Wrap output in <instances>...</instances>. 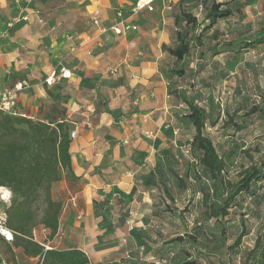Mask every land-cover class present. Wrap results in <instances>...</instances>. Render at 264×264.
Here are the masks:
<instances>
[{
  "label": "crops",
  "instance_id": "1",
  "mask_svg": "<svg viewBox=\"0 0 264 264\" xmlns=\"http://www.w3.org/2000/svg\"><path fill=\"white\" fill-rule=\"evenodd\" d=\"M136 1L0 0V33L6 34L0 40V88L26 81L28 88L18 96L15 112L47 122L39 116L42 108L49 120L64 119L69 134L75 133L70 168L50 190L52 201L61 205L57 233L50 239L49 231L37 226L33 241L48 246L46 251L77 250L88 264L147 263L141 259L138 236H131L132 224H140L138 208H152L147 195L161 187L151 180L152 162L157 161L158 147L173 151L172 115L185 122V111L177 112L182 104L168 96V81L161 75L163 63H173L161 48L174 41L173 17H164L161 0L154 2L152 12L133 14ZM166 1L177 5V0ZM118 12L134 31L113 33ZM66 63L72 65L71 79L47 85L46 78ZM118 68V79L107 78V71ZM135 76L142 80L139 89L120 85ZM58 85H67L75 100H48L60 92ZM162 116L168 122L155 131L153 124L159 126ZM179 131L177 139L182 140ZM0 190V209L5 211L10 192ZM6 244L0 239V262L11 264L9 253L2 250ZM11 252L16 264L39 262L20 248Z\"/></svg>",
  "mask_w": 264,
  "mask_h": 264
},
{
  "label": "rangeland",
  "instance_id": "2",
  "mask_svg": "<svg viewBox=\"0 0 264 264\" xmlns=\"http://www.w3.org/2000/svg\"><path fill=\"white\" fill-rule=\"evenodd\" d=\"M218 2L223 4L222 9L232 11L233 15L218 20L207 30H203L208 24L203 21V9L193 1L187 2L186 8L200 23L197 34L201 45L193 47L187 67L188 79L183 85L186 88L191 82L193 87L187 97L195 98L204 109L205 134L225 163L226 178L234 181L241 167L258 164L264 158V46L253 51H238L237 48L224 47L223 43L239 37L247 38L264 26V0ZM176 7L174 5L171 11L164 12V17L176 14ZM172 64L163 63L161 75L164 78ZM63 65L72 68L71 64ZM118 74L120 68L115 73L107 71V78L116 80ZM125 83L129 84V89H139L142 80L138 81L135 76L131 81H120V85ZM58 88L60 92L56 97L48 100L57 99L64 104L75 100L67 85H58ZM255 107L263 112L251 115L246 120V127L235 131L234 124H240L245 118L243 115ZM181 110L185 114L188 111L185 105L177 112ZM39 116L49 120L42 108ZM172 116L176 130L173 151L161 152L163 148L158 147L157 161L152 162L155 176L151 180L155 179L162 188L158 186L147 195L152 200V208H138L140 224H132L131 236H138L139 244L143 245L141 259H146V264H260L254 244L258 238H264V181L257 185L256 196L241 194L236 198L226 217V240L222 243L219 221L207 220L203 215L198 184L206 181L198 165V155L190 148L194 129L186 118L183 122L176 113ZM228 116L233 123L226 128L224 123ZM161 118L159 126L153 124L155 131L168 122L163 116ZM176 126L182 130V140L177 139L180 131ZM139 135L143 137V134ZM162 180L170 186L165 187ZM241 232L245 236L240 245L232 249ZM2 250L6 253L5 249ZM19 264H36V261Z\"/></svg>",
  "mask_w": 264,
  "mask_h": 264
},
{
  "label": "trees",
  "instance_id": "3",
  "mask_svg": "<svg viewBox=\"0 0 264 264\" xmlns=\"http://www.w3.org/2000/svg\"><path fill=\"white\" fill-rule=\"evenodd\" d=\"M188 1L203 9V21L208 23L203 30L212 28L218 20L229 18L233 13L222 9L223 4L218 0H177L178 12L172 15L174 41L161 46L173 61L166 77L168 96L175 104L187 107L184 118L194 129L190 148L198 155V165L206 181L198 184L203 215L207 220L219 221L224 243L228 211L239 195L256 196L257 185L264 181V158L258 164L241 167L234 181L225 176V163L205 134V111L195 98L187 97L193 87L191 82L186 88L183 85L188 79L187 67L193 47L201 45L197 34L200 23L186 8ZM223 46L238 51L256 50L264 46V26L247 38H235L224 42ZM261 112V108L255 107L245 113L240 124H234L235 131L243 130L246 120ZM232 123L231 116H228L224 125L227 128ZM70 162L69 127L64 119L34 121L0 111V188L10 192V205L4 212L6 227L15 234L5 250L10 255L11 264H16L11 248H20L26 257L39 258L37 264H88L87 258L77 250L44 252L42 246L33 241V230L37 226L47 229L50 239L57 233L61 205L52 201L50 190L52 184L61 179L62 171L70 168ZM262 229L264 231V220ZM244 236L245 233L241 232L231 248H237ZM254 246L258 262L264 264V238H258Z\"/></svg>",
  "mask_w": 264,
  "mask_h": 264
},
{
  "label": "built area",
  "instance_id": "4",
  "mask_svg": "<svg viewBox=\"0 0 264 264\" xmlns=\"http://www.w3.org/2000/svg\"><path fill=\"white\" fill-rule=\"evenodd\" d=\"M156 0H137L132 13L135 14L142 9H146L148 12H152L153 4ZM161 10L171 11V2L166 0H161ZM117 18L119 19L117 24L112 27V31L115 35H121L126 31L135 30L136 27L128 24L125 19H123L122 14L120 12L117 13ZM21 20H26V18H22ZM20 21V19L18 20ZM16 21V22H18ZM94 24H97L96 19L93 20ZM10 26V25H9ZM5 33H0V40L1 38L5 37ZM116 70H110V73H115ZM72 72L70 69L65 68L63 66L59 67L57 73L52 72L48 78H46L45 83L47 85H52L54 82L59 80H69L71 79ZM28 88V84L26 81H18L15 82L10 88H0V111L4 113H8L11 115H20L22 117H27L24 114H17L14 110L15 103L18 100V96L22 93L25 89ZM30 119V118H29ZM75 137V133L71 132L69 134V138L73 139ZM2 195H0L1 197ZM15 234L6 227V215L4 210L0 209V239L5 243H12L14 240ZM44 250H49L48 246H43ZM0 264H8L7 261H1Z\"/></svg>",
  "mask_w": 264,
  "mask_h": 264
},
{
  "label": "bare ground",
  "instance_id": "5",
  "mask_svg": "<svg viewBox=\"0 0 264 264\" xmlns=\"http://www.w3.org/2000/svg\"><path fill=\"white\" fill-rule=\"evenodd\" d=\"M2 192H3V191H2V190H0V194H2ZM7 196H8V195H7Z\"/></svg>",
  "mask_w": 264,
  "mask_h": 264
}]
</instances>
